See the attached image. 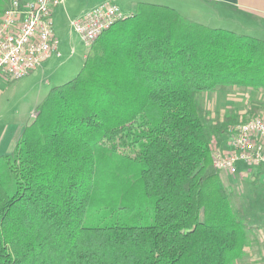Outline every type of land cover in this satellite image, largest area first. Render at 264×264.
Returning <instances> with one entry per match:
<instances>
[{
	"label": "trees",
	"instance_id": "1",
	"mask_svg": "<svg viewBox=\"0 0 264 264\" xmlns=\"http://www.w3.org/2000/svg\"><path fill=\"white\" fill-rule=\"evenodd\" d=\"M89 48L0 156V264H235L259 226L212 139L246 120L202 99L264 91V38L138 1Z\"/></svg>",
	"mask_w": 264,
	"mask_h": 264
},
{
	"label": "rangeland",
	"instance_id": "2",
	"mask_svg": "<svg viewBox=\"0 0 264 264\" xmlns=\"http://www.w3.org/2000/svg\"><path fill=\"white\" fill-rule=\"evenodd\" d=\"M99 1L69 0L65 5L61 4L56 7L53 16V27L59 39L58 52H53L48 58L49 60L32 74L9 82L12 86H9L3 94V106L2 109L0 108L5 118L10 119L13 114H20L21 116L19 117L22 118L29 117L34 108L36 96L39 93L42 96L41 98H43L53 86L63 84L77 76L90 48L76 31L74 20L85 14L88 11L87 9ZM116 1L120 3L124 13H129L133 2H137L138 0ZM149 2L169 4L170 1L151 0ZM220 26L227 28V24H220ZM232 29L238 30L235 27H232ZM240 33L245 32L240 31ZM220 95L224 96L223 94ZM232 97L236 99L233 102L234 106L222 109L223 106L231 104ZM216 100V94H207L202 99V103L207 109L217 106V110L211 109L213 116L219 111L223 114L228 110L235 111L239 109L241 115L244 116L243 118L240 117V122H242L250 118L251 115L247 111L250 103L255 101L262 103V108L257 112V116L264 119L263 90L254 91L250 88L245 89L244 87L232 88V90L227 91L224 99L220 98L214 104ZM34 114L35 111L32 113L31 120L34 118ZM233 136V133L229 132L224 135L214 134L212 148L216 149L215 147H217L221 150L230 149V142ZM237 169V172L234 174L220 169L222 171V180L233 192L232 200L235 208H237L247 222L259 227L248 231V245L245 249V255L238 259L235 264H264V184H262L264 182L262 178H259L262 182L260 180L258 181L260 183L256 185L253 183V180L260 173L259 169L264 170V168L246 166L240 161L238 162Z\"/></svg>",
	"mask_w": 264,
	"mask_h": 264
},
{
	"label": "built area",
	"instance_id": "3",
	"mask_svg": "<svg viewBox=\"0 0 264 264\" xmlns=\"http://www.w3.org/2000/svg\"><path fill=\"white\" fill-rule=\"evenodd\" d=\"M65 0H10L0 19V76L10 81L37 69L53 52L59 39L53 29L52 14ZM124 15L114 0H105L74 20L75 29L87 46ZM217 167L237 172L238 162L264 168V119L253 116L237 127L230 149L215 147Z\"/></svg>",
	"mask_w": 264,
	"mask_h": 264
},
{
	"label": "crops",
	"instance_id": "4",
	"mask_svg": "<svg viewBox=\"0 0 264 264\" xmlns=\"http://www.w3.org/2000/svg\"><path fill=\"white\" fill-rule=\"evenodd\" d=\"M103 1L105 0H100L97 4ZM114 1L121 7L120 3H118L116 0ZM138 1H151V0H138ZM169 1L170 2L167 5H171L172 7L179 10L182 14L195 21L201 22L203 24H207L212 27H222L220 26V24H227L226 26L227 29H232V27H235L236 29H238L235 31L239 33L240 31H243L245 32L244 34L249 33L248 35L264 38V0H169ZM67 2H69V0H65V2L62 4L65 5ZM137 2H133L129 13L135 10V5ZM8 4H10V0ZM95 5L91 6L89 9H91ZM58 6L59 5H57L56 7ZM56 7L53 10L52 21ZM1 16L2 15H0V19ZM48 60L49 59L45 60L39 67L43 66L44 63H46ZM37 69L32 71L30 74L35 72ZM9 82H11L9 79H7L4 76H0V108L1 109L3 106V101H2L3 94L8 89L9 86H12L10 85ZM226 93L227 92L222 94L225 96ZM210 94H216L217 100L215 101L214 104H216L220 98L224 99V96L220 95L221 94L220 92H213ZM40 95L41 94L39 93L38 96H36L34 108L31 114L29 115V117L27 118L19 117L21 116L20 114H15V115L13 114L12 118L7 119L4 117L0 109V155L7 153L12 148V145L14 144V142L16 141L22 130L31 121L33 111L35 110L38 103L45 97L44 96L43 98H41L42 96ZM231 99H232L231 104L229 103L230 105L227 104L223 106L222 109H225L226 107L229 108L234 106L233 102H235L236 99H233V97ZM211 109L217 110V106ZM263 177H264V170H263V174L259 175V178H262L264 182Z\"/></svg>",
	"mask_w": 264,
	"mask_h": 264
}]
</instances>
